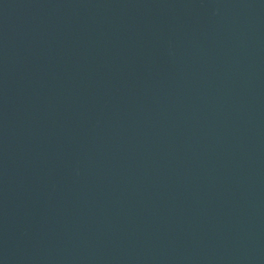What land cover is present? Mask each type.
<instances>
[{
    "label": "water",
    "instance_id": "obj_1",
    "mask_svg": "<svg viewBox=\"0 0 264 264\" xmlns=\"http://www.w3.org/2000/svg\"><path fill=\"white\" fill-rule=\"evenodd\" d=\"M58 264H264V0L168 91Z\"/></svg>",
    "mask_w": 264,
    "mask_h": 264
}]
</instances>
